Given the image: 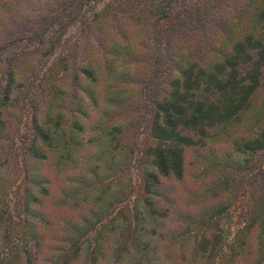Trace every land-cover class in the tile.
<instances>
[{"label": "trees", "instance_id": "16d2710c", "mask_svg": "<svg viewBox=\"0 0 264 264\" xmlns=\"http://www.w3.org/2000/svg\"><path fill=\"white\" fill-rule=\"evenodd\" d=\"M37 3L0 0V155L17 169L21 158L27 185L17 202L24 213L17 241L29 238L0 264H74L80 238L91 232L86 264H98L106 252L113 264H262L264 249L259 255L253 241L264 235V0H45L39 12L20 13ZM15 108L29 117L18 139L9 133ZM89 127L117 159L129 144L122 137L141 128L138 179L123 199L110 192L96 209L67 221L61 235L44 222L40 205L51 186L39 165L72 171L77 182L58 194L76 201L89 172L84 166L93 163L82 153ZM210 140L241 159L216 150L224 164L199 203L192 250L176 240L173 251L159 247L161 233L152 225L167 215L158 207L161 180H181L186 149ZM119 163L111 164L114 183L124 172ZM88 185L106 193L99 181ZM107 208L110 221L93 222ZM230 210L238 223L221 225ZM27 218L32 223L22 231ZM229 228L232 236L223 237ZM51 249L56 253L44 255Z\"/></svg>", "mask_w": 264, "mask_h": 264}, {"label": "rangeland", "instance_id": "374dc122", "mask_svg": "<svg viewBox=\"0 0 264 264\" xmlns=\"http://www.w3.org/2000/svg\"><path fill=\"white\" fill-rule=\"evenodd\" d=\"M45 0H34V2H39L34 5H30L32 9H29V6H26L24 9H20V13L30 14L32 12L37 13L40 11L41 2ZM74 31V30H72ZM132 87V85H131ZM21 109L18 108L12 110L10 112L9 119H12L11 125H14L13 128L9 131L10 135L18 139L19 135H21L24 130V122L29 119L28 116L22 117V113H20ZM90 116H94L95 111H89ZM98 118V113L95 114ZM90 128V127H89ZM87 129V132L84 133L82 136L83 139V148L82 153L87 159H91L93 161L91 168H88L86 165L84 166L87 171L86 177L82 179L84 182L81 183V188L78 193V199L74 201L73 197L65 196L62 194H58L59 188H67L71 183L77 182V178H74L73 172L67 170L66 172L58 171L54 169L51 163L47 164H40L39 167L41 171L39 174H44L48 178L51 188L49 193V198L42 199V205L40 208L42 212L46 215L44 218V222L48 221V219L53 223L54 230H57L61 233V235L67 234L66 231L69 227L66 224L67 221H73L78 217L79 214H83L84 211L90 209L91 207H97L94 204L102 203L107 197H109L110 192L114 195H119L120 199H123L126 191L128 192L131 187L135 186L136 180L138 179L137 176V165H138V158L140 153L137 151L140 150L138 143L141 141V128L135 130V132L130 133L128 132L124 137L123 140H126L129 144H126L125 148L121 151L122 155L118 158V153L115 151H110L111 146H103L102 140L100 138H94L96 135L93 131V128ZM14 129L17 131H14ZM92 131V132H90ZM121 137V136H119ZM218 139L217 136H215ZM133 142V143H131ZM3 141L1 144L3 145ZM130 143L134 144L133 148L135 149L131 159L130 154H125V150L130 148ZM0 144V145H1ZM228 149V144L225 145L223 143H219L218 140L213 142L210 140L207 147H197V148H188L186 149L185 156H184V177L181 180H177L175 178H162V183L160 188L158 189L160 198L158 201V207L164 213H167L165 217H160L156 224H153L157 230V233H161L157 235L159 238L158 245L161 247L164 244H168L170 246L171 251H173L174 247L179 242L183 244L182 248L185 251L192 250V246L194 241L198 235V226L196 227V223L194 220L198 217L199 211V203L203 199V195L205 194V190L207 187L210 186V183L215 179L216 175L218 174V163L223 166V161L221 160L223 156L216 150L224 151ZM117 153V154H116ZM225 157L231 161L232 159L239 161L241 158L238 155L233 154L230 149L227 150ZM116 158V159H115ZM224 158V157H223ZM5 157L0 155V214L2 217L0 220V259L3 256H9L11 259L16 253V250H23L28 247L29 238L25 240H18L19 239V226H17V221H19V217H23L24 213L21 212L22 208L18 205L19 200V193L26 187L27 179L25 178V172L20 167L21 158L17 160L15 168L13 166V161H9V163H4ZM114 160H119V166L124 171L123 174L119 177V181L114 183L112 181L113 177V169L111 164ZM107 161L108 166L111 169L107 171L103 170V163ZM99 181V183L103 184V188L106 189V193L100 191L97 187L93 191L90 192V187L88 184L91 181ZM39 188H42L43 179L39 178ZM112 181V183L110 182ZM47 184V185H48ZM129 185V186H128ZM118 187V188H116ZM110 188V189H109ZM37 191V188L33 189ZM117 191V193H116ZM90 192V193H89ZM92 193V194H91ZM113 195V196H114ZM122 197V198H121ZM55 202H57L55 205ZM119 203L117 205H124V202ZM62 204L61 206L59 204ZM61 207V208H60ZM60 208V209H59ZM67 209V210H65ZM96 209V208H95ZM112 208H107V212L104 214L99 213L92 217L93 222L101 221L104 223H108L110 219L113 217V212L111 213L109 210ZM166 211V212H165ZM9 213L12 218V221H9ZM19 214V216H18ZM50 217V218H48ZM69 217V219L65 218ZM6 218V219H5ZM16 219V220H15ZM65 219L64 221H62ZM120 221V220H119ZM32 223V218H27L26 223L24 224L25 227H22L23 230H28L30 226L29 223ZM221 225L223 226H233L238 223V216L235 215L231 210L228 214H224L222 219L220 220ZM98 223L97 225H99ZM117 225V222L114 223ZM149 225V224H147ZM110 227V226H109ZM151 227V226H147ZM46 225L40 224L38 225V229L45 230ZM149 229V228H148ZM105 236L110 237L112 235L111 228L104 229ZM119 228H117V231ZM232 230H222L223 237H230L232 236ZM94 232L87 233L84 237L91 238ZM165 235V236H162ZM28 235V232H27ZM47 237H52L53 234H46ZM84 238H80V247L81 250L78 254V259L74 262V264H86L89 260L86 258V254L90 252L91 248L88 241ZM85 240V241H84ZM109 239H105L108 241ZM176 240V242H175ZM110 242V241H109ZM254 246L257 248L259 255L262 253L264 249V235L262 237H256L254 239ZM91 243H94V240H91ZM60 245V244H57ZM108 245V243H107ZM180 245V244H179ZM178 245V246H179ZM178 249V248H177ZM177 251V250H176ZM54 250H48L44 252V255L51 257L52 254H55ZM100 262L98 264H113V259L110 257V254L106 252V254L101 255L99 258ZM112 259V260H111ZM168 260L164 261L166 264ZM202 262V260H200ZM172 264H176L175 261L170 259ZM123 262L122 264H124ZM200 263L193 259H191V264ZM38 264H48L47 259L40 260ZM264 264V261L262 262Z\"/></svg>", "mask_w": 264, "mask_h": 264}]
</instances>
